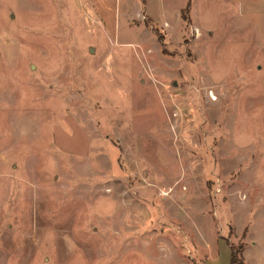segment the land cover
Instances as JSON below:
<instances>
[{
	"label": "rangeland",
	"instance_id": "374dc122",
	"mask_svg": "<svg viewBox=\"0 0 264 264\" xmlns=\"http://www.w3.org/2000/svg\"><path fill=\"white\" fill-rule=\"evenodd\" d=\"M231 247L264 264V0H0V264Z\"/></svg>",
	"mask_w": 264,
	"mask_h": 264
},
{
	"label": "trees",
	"instance_id": "16d2710c",
	"mask_svg": "<svg viewBox=\"0 0 264 264\" xmlns=\"http://www.w3.org/2000/svg\"><path fill=\"white\" fill-rule=\"evenodd\" d=\"M189 6H190V2H187L185 9L189 8ZM230 250H231L230 264L239 263V260H238V257H237L235 249L233 247H231Z\"/></svg>",
	"mask_w": 264,
	"mask_h": 264
}]
</instances>
